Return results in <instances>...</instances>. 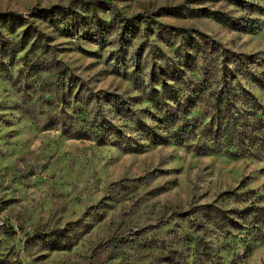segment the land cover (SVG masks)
Instances as JSON below:
<instances>
[{
  "label": "rangeland",
  "instance_id": "rangeland-1",
  "mask_svg": "<svg viewBox=\"0 0 264 264\" xmlns=\"http://www.w3.org/2000/svg\"><path fill=\"white\" fill-rule=\"evenodd\" d=\"M234 65L264 106V0H0V264H264V159L137 131L174 75Z\"/></svg>",
  "mask_w": 264,
  "mask_h": 264
},
{
  "label": "trees",
  "instance_id": "trees-1",
  "mask_svg": "<svg viewBox=\"0 0 264 264\" xmlns=\"http://www.w3.org/2000/svg\"><path fill=\"white\" fill-rule=\"evenodd\" d=\"M95 10L85 8L83 12L95 14ZM76 13L59 9L46 21L53 28L64 25L68 31H73V24H78L77 17H80ZM9 19L7 15L1 16V23H7ZM81 22L85 28L90 23L83 18ZM97 23L94 26L96 29L102 25L99 20ZM244 66L234 65L233 69L213 67L207 69L199 80L188 81L174 75L172 80H176V86L161 85L165 97L157 99L160 104L153 119L161 133L143 124H139L138 128L137 123V131H140L143 140L156 146L173 143L201 155L224 153L235 158L264 159V106L242 84ZM210 74H213L216 83L208 80ZM164 76L170 77L168 73ZM251 77L259 81L253 75ZM152 93L156 98L160 97L156 89ZM84 122L86 136L88 129L93 130L98 141L110 134H118L116 126L102 115L99 119L94 118L89 125L87 118ZM122 138L126 142L131 141L125 135Z\"/></svg>",
  "mask_w": 264,
  "mask_h": 264
}]
</instances>
